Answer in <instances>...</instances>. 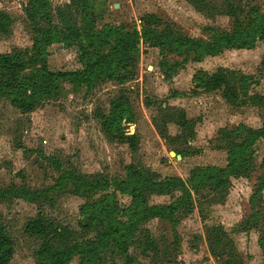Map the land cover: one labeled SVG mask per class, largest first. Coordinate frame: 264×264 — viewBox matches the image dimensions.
Returning a JSON list of instances; mask_svg holds the SVG:
<instances>
[{
	"label": "rangeland",
	"instance_id": "rangeland-1",
	"mask_svg": "<svg viewBox=\"0 0 264 264\" xmlns=\"http://www.w3.org/2000/svg\"><path fill=\"white\" fill-rule=\"evenodd\" d=\"M31 1L0 0V13L12 22L9 34L0 29V55L30 50L43 56L51 71L74 73L85 70L92 56H106L116 46L113 40L103 49H91L84 59L63 41L34 51L38 36L25 12ZM43 2V28H63L61 16L82 30L88 28L82 5ZM89 3L98 16L94 29L99 34L107 26L143 32L145 19L153 16L159 32L169 27L186 38L211 42L239 24L250 27L254 11L264 16V0ZM221 77L236 89L237 100L225 99L227 87L216 85ZM245 78L250 87L241 93ZM12 101L0 97V226L12 238L10 264H40L39 253L47 243L30 224L39 221L51 231L95 237V231L81 229V210L103 199L129 209L132 198L116 188L129 167L145 168L161 181L186 182L198 170L228 168L233 148L244 142L245 129L264 126V40L252 50H230L217 57L162 53L141 43L136 62L123 66L114 80L98 82L93 89L64 81L54 98L32 113H23ZM121 105L131 109L132 122L124 120L117 133L114 121ZM249 158L250 165L240 173L244 177L232 179L227 192L202 189L173 221L147 222L124 256L108 251L101 264H128V259L138 264H264L260 233L243 229L264 205L263 141ZM70 177L111 186L94 196L86 187L78 189ZM181 196L179 191L154 193L148 200L150 206H164ZM71 238L63 245L54 243L55 249L74 245L75 236Z\"/></svg>",
	"mask_w": 264,
	"mask_h": 264
},
{
	"label": "trees",
	"instance_id": "trees-1",
	"mask_svg": "<svg viewBox=\"0 0 264 264\" xmlns=\"http://www.w3.org/2000/svg\"><path fill=\"white\" fill-rule=\"evenodd\" d=\"M68 1L72 5H82L81 16L88 28L82 30L77 26V22H72L65 16H61L63 28L59 26L43 28L42 16L47 6L43 0H32L25 12L34 33L38 36L34 51H45L56 41H63L70 48L76 47L84 59L91 49H103L113 40L117 41L116 46L106 56H92L85 70L74 73L51 71L46 59L30 50L0 55V97L11 98L12 103L23 113H32L47 100L53 99L59 85L64 81L72 80L93 89L98 82L116 79L123 66L136 62L141 43L159 49L162 53L180 54L185 51L217 57L225 51L252 50L259 41L264 40V16L255 11L250 27L246 28L239 24L232 33L216 36L211 42H207L186 38L169 27L159 32L156 30V27H159L158 20L153 16L145 19L143 32H127L124 26H107L99 34L97 32L100 31L94 29L98 16L89 0ZM11 23L7 14L0 13V29L3 33H10ZM245 80L241 93H245L250 87L249 78ZM226 82V78L221 77L216 81V85L227 87L224 92L225 99L231 103L237 100L238 96L236 89H230ZM116 113L118 115L114 121L116 124L114 131L120 133L124 120L129 124L132 122L131 109L127 105H121L116 109ZM261 141L264 142V126L257 130L245 129L244 142L233 148L228 168L209 167L198 170L192 174L188 182L179 178L161 181L145 168L129 167L126 179L116 184L119 193L132 198L129 209L122 210L117 204L103 199L88 203L81 210L84 220L81 229L88 233L95 231V237L87 235L86 238H78L76 233L70 235L59 230L51 231V228H45L39 221L30 224V230L38 237H43L47 243L40 250V264H71L78 257L82 264H101V256L108 251L119 252L124 256L147 222L173 221L179 212L192 206L194 195L202 189L213 187L220 193L227 192L232 179L244 177L240 173L250 165L249 154ZM70 179L75 182L78 189L86 187L94 196L111 186L105 181L89 182L87 179L73 177ZM174 191L181 192L182 196L170 205H149V194ZM120 214L125 216V221L120 218ZM244 226L245 231L256 229L260 233L259 245L264 255V205ZM72 235L75 236L74 245L65 249H55L54 243L63 245L66 237L71 238ZM12 245L11 236L0 226V264L11 263L14 254ZM128 264L138 263L128 259Z\"/></svg>",
	"mask_w": 264,
	"mask_h": 264
},
{
	"label": "water",
	"instance_id": "water-1",
	"mask_svg": "<svg viewBox=\"0 0 264 264\" xmlns=\"http://www.w3.org/2000/svg\"><path fill=\"white\" fill-rule=\"evenodd\" d=\"M179 158H181V157H179Z\"/></svg>",
	"mask_w": 264,
	"mask_h": 264
}]
</instances>
